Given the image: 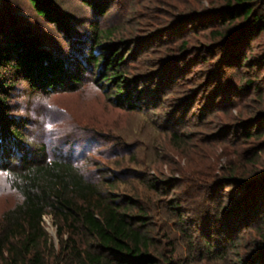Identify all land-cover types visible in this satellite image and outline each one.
<instances>
[{"label": "rangeland", "instance_id": "rangeland-1", "mask_svg": "<svg viewBox=\"0 0 264 264\" xmlns=\"http://www.w3.org/2000/svg\"><path fill=\"white\" fill-rule=\"evenodd\" d=\"M93 1L105 2V16L82 0L56 1L58 9L73 16L69 36L37 16L27 0H0V8L10 17L9 25L26 29L44 49L64 58L80 47L78 38L84 34L86 39L91 21L115 28L108 44H118L125 56L128 69L122 83L138 96L135 104L141 101L140 109L110 102L106 96L114 88L109 86L104 93L97 87L92 66L76 91L34 92L19 80L10 102L15 116L27 118L24 135L45 144L50 157L71 152L74 161L95 177L120 173L119 191L139 196L148 207L155 233L171 242L165 241L162 248L175 249L173 264H254L264 250V222L259 223L264 180L247 188L225 184L221 175L223 168L240 165L248 176L264 177V120L252 139L245 135L251 129L247 122L264 111V31L248 38L238 66L230 67L240 46L221 38L218 31H233L244 20L223 21L217 8L224 0ZM255 10L264 14L263 4ZM0 73L7 76L4 69ZM250 80L260 86V94L246 85ZM170 131H177L180 141L171 139ZM157 179L165 181L159 191L148 187ZM173 197L184 199L192 242L183 238L168 212ZM256 197L258 213L252 221L246 215L238 220L239 233L231 232L236 246L228 247L225 236L233 215L245 201H250L245 207L249 211ZM19 200L9 176L0 171V218ZM217 218L226 233L218 226L209 232L208 224ZM253 222L261 226L256 228ZM43 225L59 251L53 218L45 215ZM205 240L215 258L205 249ZM224 248V257L216 258ZM52 260L53 256L48 264Z\"/></svg>", "mask_w": 264, "mask_h": 264}, {"label": "trees", "instance_id": "trees-1", "mask_svg": "<svg viewBox=\"0 0 264 264\" xmlns=\"http://www.w3.org/2000/svg\"><path fill=\"white\" fill-rule=\"evenodd\" d=\"M56 1L27 0L37 16L69 36L74 29L73 16L58 9ZM82 1L97 15L105 16V2ZM224 2L217 8L223 13V21L244 20L233 31L228 28L218 31L221 38L231 39L235 46H240L239 53L229 64L236 67L248 38L264 31V14L255 10L260 3L264 6V0ZM2 10L0 8V68L7 76L0 73V171L9 176L10 185L20 200L0 218V264H48L52 256L53 264H173L175 249L162 248L165 241L169 245L171 242L166 235L160 238L155 233L148 207L139 196L119 191L120 173L110 171L98 177L90 175L74 161L71 152L61 151L50 157L45 144L35 143L24 135L27 118L15 116L10 102L16 81H26L34 92L76 91L85 82L83 75L87 67L92 66V79L97 87L105 93L113 86L114 93L106 96L110 102L119 107L140 109L141 101L135 104L138 96L122 83L128 69L125 56L117 48L118 44H108L114 38L115 28H101L97 21H91L86 39L82 38L84 34L78 38L80 47L64 58L44 49L41 41L30 37L26 29L15 23L9 25L10 17ZM83 44L88 48L83 49ZM105 47L107 51L98 52L99 48ZM161 76L164 78L163 73ZM246 85L260 94L261 88L253 80ZM262 120L264 111L247 122L251 126L245 134L249 139L255 135L253 130ZM169 134L171 139L180 141L177 131ZM248 174L243 166L230 165L222 169L221 176L225 184H240L247 188L264 180L262 176ZM162 182L165 181L148 182V187L159 191L163 188ZM256 198L251 201L249 211L245 207L250 201H245L233 215L225 236L228 247L236 246L231 232L239 233L241 223L238 220L245 215L250 221L254 220V214L260 208ZM168 203V212L177 229L184 239L192 242L182 206L184 199L173 197ZM45 215L51 216L57 226L59 251L43 225ZM261 217L259 223L264 222V212ZM219 222V218L212 219L208 224L209 232L212 226H218L220 233H226L225 225H219ZM252 224L256 228L260 225ZM203 245L209 256L215 258L210 241L205 240ZM226 249L216 258L224 257ZM259 256L254 264H264V250Z\"/></svg>", "mask_w": 264, "mask_h": 264}]
</instances>
